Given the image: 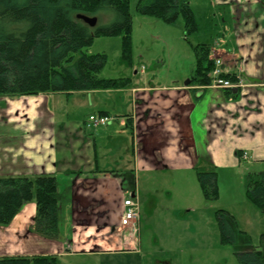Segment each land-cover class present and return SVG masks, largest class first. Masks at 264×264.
Instances as JSON below:
<instances>
[{
    "label": "crops",
    "instance_id": "0c3cea01",
    "mask_svg": "<svg viewBox=\"0 0 264 264\" xmlns=\"http://www.w3.org/2000/svg\"><path fill=\"white\" fill-rule=\"evenodd\" d=\"M210 4L229 9L230 33L211 46L212 58L222 57L225 68L242 73L248 84L234 96L188 78L162 82L155 75L149 80L154 76L151 70H136L121 88L66 93L84 94L93 106V97L102 92L104 101L90 114L116 118V124L103 130L89 126L87 120L77 123L74 140L72 131L63 137L58 129L61 122L54 118L51 92L15 101L0 96V123L7 124L0 129V177L48 173L56 176L58 190L59 176L74 179L66 198L60 196V213L70 211L64 237H60L61 223L57 240L37 232L36 204L27 202L9 224L0 225V256L104 258L137 251L140 232L121 224L120 210L124 198L132 196L141 211L139 172L238 168L245 160L243 151L264 162V0H211ZM22 98L27 100L24 107L18 103ZM199 134H207L204 146Z\"/></svg>",
    "mask_w": 264,
    "mask_h": 264
},
{
    "label": "rangeland",
    "instance_id": "374dc122",
    "mask_svg": "<svg viewBox=\"0 0 264 264\" xmlns=\"http://www.w3.org/2000/svg\"><path fill=\"white\" fill-rule=\"evenodd\" d=\"M138 2L139 0H130L132 15L130 59L124 55L122 35L97 36L87 49L89 53L107 54L106 66L101 72L102 77L134 78L136 70L140 72L145 68L154 74L149 80L156 75L158 76L156 79L162 82L173 77L185 82L187 78L191 79L194 72L196 64L194 46L198 43L214 46L217 41L223 42V37L226 36L227 39L232 28L228 20L229 9L225 6L219 8L221 5L214 7L210 4L211 0H191L197 29L188 35L185 34V25L181 17L167 23L159 17L144 15L138 10ZM99 14L98 25L112 22L113 18L108 13ZM79 55L80 53L77 54ZM186 72L189 73L183 79L182 75ZM18 97L9 99L15 101L19 99ZM84 97V94L80 93L69 96L63 92L49 94L48 99L52 102L54 118L61 122L58 129L62 130L63 137L70 135L69 131H72L74 140L77 126H80L77 123L88 120L90 113L97 108L95 105L101 100L104 101L102 92L93 97L95 104L93 106L86 102ZM18 103L24 107L27 100L22 98ZM122 110L119 106L118 111ZM4 126L7 127V124L0 123V129ZM98 128L103 130L105 127H96ZM206 135L199 134L202 146L206 143ZM80 144L81 142L77 143L75 149L79 148ZM124 149H127V144ZM124 163L127 165V162ZM199 169L207 168L204 166L174 168L169 171L156 169L158 171L147 170L138 173L141 211L140 245L137 251H122L104 258L58 257L57 264H239L238 251L244 246V242L240 238H236L233 243L222 241L216 217V212L220 209L227 210L234 216L237 227L244 231L252 245L264 250L262 238L264 214L246 194L247 174L264 173V162H259L250 153L247 160H241L238 168L222 166L215 169L218 186V197L215 199L204 195L198 179ZM59 180L58 193L65 199L64 195L70 192L69 186L73 184L74 179H67L61 175ZM69 212L63 209L60 213L61 239L64 237V231H69L67 227L70 222Z\"/></svg>",
    "mask_w": 264,
    "mask_h": 264
},
{
    "label": "trees",
    "instance_id": "16d2710c",
    "mask_svg": "<svg viewBox=\"0 0 264 264\" xmlns=\"http://www.w3.org/2000/svg\"><path fill=\"white\" fill-rule=\"evenodd\" d=\"M138 10L167 23L182 18L185 34L197 29L191 0H139ZM106 12L111 23L91 27L78 14L98 17ZM132 15L130 0H0V96H35L42 93L85 92L121 88L128 78H106V53H89L95 37L122 35L126 58H131ZM80 53L79 56L77 54ZM196 64L191 82L207 85L214 67L212 46H194ZM229 95H236L228 91ZM238 154H241L238 152ZM201 189L207 198L218 197L217 172L198 170ZM246 194L264 214V173H248ZM36 204L35 227L43 236L57 240L60 232V195L55 175L0 177V225L9 224L24 204ZM223 242H244L238 251L239 264H264V250L252 245L227 210L216 212ZM264 238V233L262 234ZM58 256H0V264H57Z\"/></svg>",
    "mask_w": 264,
    "mask_h": 264
},
{
    "label": "built area",
    "instance_id": "2783aa9c",
    "mask_svg": "<svg viewBox=\"0 0 264 264\" xmlns=\"http://www.w3.org/2000/svg\"><path fill=\"white\" fill-rule=\"evenodd\" d=\"M211 82L207 86L220 87L226 90L245 89L248 84L240 72H231L224 66V60L218 57L214 60V67L211 71ZM114 117L106 114H91L88 118V125L91 127L105 126L111 123ZM247 158V152H244ZM139 202L132 197L124 198L121 210V224L139 233Z\"/></svg>",
    "mask_w": 264,
    "mask_h": 264
},
{
    "label": "water",
    "instance_id": "95a60500",
    "mask_svg": "<svg viewBox=\"0 0 264 264\" xmlns=\"http://www.w3.org/2000/svg\"><path fill=\"white\" fill-rule=\"evenodd\" d=\"M78 17L82 18L86 23H88L91 27H95L98 23V17H91L83 14H78ZM234 93L237 92V90H233Z\"/></svg>",
    "mask_w": 264,
    "mask_h": 264
},
{
    "label": "bare ground",
    "instance_id": "6f19581e",
    "mask_svg": "<svg viewBox=\"0 0 264 264\" xmlns=\"http://www.w3.org/2000/svg\"><path fill=\"white\" fill-rule=\"evenodd\" d=\"M84 15V14H83ZM78 18H80V17H78ZM80 19H82V18H80ZM83 20V19H82ZM84 21V20H83ZM99 21V20H98ZM88 24V23H87ZM98 24V23H97ZM139 219H140V217H139Z\"/></svg>",
    "mask_w": 264,
    "mask_h": 264
}]
</instances>
